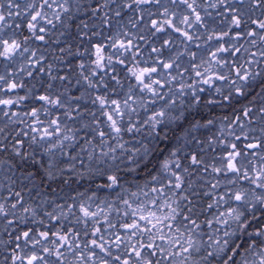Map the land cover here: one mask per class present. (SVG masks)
Instances as JSON below:
<instances>
[{
	"label": "snow or ice",
	"instance_id": "snow-or-ice-1",
	"mask_svg": "<svg viewBox=\"0 0 264 264\" xmlns=\"http://www.w3.org/2000/svg\"><path fill=\"white\" fill-rule=\"evenodd\" d=\"M0 264H264V0H0Z\"/></svg>",
	"mask_w": 264,
	"mask_h": 264
}]
</instances>
